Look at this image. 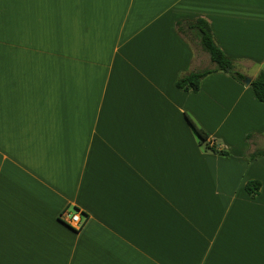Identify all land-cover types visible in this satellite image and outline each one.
Masks as SVG:
<instances>
[{
    "label": "crops",
    "instance_id": "0c3cea01",
    "mask_svg": "<svg viewBox=\"0 0 264 264\" xmlns=\"http://www.w3.org/2000/svg\"><path fill=\"white\" fill-rule=\"evenodd\" d=\"M197 19L264 70V0H0V264H264V105L222 72L176 88L211 64Z\"/></svg>",
    "mask_w": 264,
    "mask_h": 264
},
{
    "label": "trees",
    "instance_id": "16d2710c",
    "mask_svg": "<svg viewBox=\"0 0 264 264\" xmlns=\"http://www.w3.org/2000/svg\"><path fill=\"white\" fill-rule=\"evenodd\" d=\"M178 30L182 32L181 23L176 24ZM189 29H194L199 34L200 45L203 50L207 53L211 64L215 67L213 70H202L196 72H190L180 77L175 86L185 92L196 93L199 88L200 81L209 74L215 72L227 73L234 80L240 83L244 79V76L238 72L232 71L234 68L233 60L226 56L221 49L215 44L209 25L202 19H197L193 23L188 25ZM249 87L256 100L264 105V70L260 71L258 75L251 80ZM188 125L194 131L196 137L198 138L200 144L204 145V149L210 151L213 154H218L221 156H228L229 152L218 146L215 140H212L208 135L198 128L187 116H185ZM249 136H247L248 138ZM263 156L261 152H252L248 154L247 158L253 160L256 157ZM260 188V183L258 181L250 180L244 184L245 193L254 197Z\"/></svg>",
    "mask_w": 264,
    "mask_h": 264
},
{
    "label": "rangeland",
    "instance_id": "374dc122",
    "mask_svg": "<svg viewBox=\"0 0 264 264\" xmlns=\"http://www.w3.org/2000/svg\"><path fill=\"white\" fill-rule=\"evenodd\" d=\"M184 35L190 41V43L194 46L195 50L197 51L196 54L198 55V57H200V59H201L202 56H203V58H205L204 59V61H205L206 58L208 57V55H207V53L203 50V48L200 45V40H199V34H198V32L196 30H194V29H190L189 30V29H187L186 26H184ZM204 55H205V57H204ZM205 65H207V66H205L204 67L205 69H203V70H213L215 68L213 66V64L208 65L206 63ZM233 66H234V68L232 69V71L238 72V73L242 74L244 76V78H250L251 76L255 75V73L257 72V66L255 64H250L247 61L241 60V61L237 62L236 65H233ZM224 74L228 75L229 78L233 79L232 77H230L229 74H227V73H224ZM241 82L242 81H240V83ZM219 144L221 145L220 142H219ZM227 151L229 152L228 149H227ZM251 151L252 152H261V153H263V156H264V137H262L260 143H257V147L256 148H253Z\"/></svg>",
    "mask_w": 264,
    "mask_h": 264
},
{
    "label": "built area",
    "instance_id": "2783aa9c",
    "mask_svg": "<svg viewBox=\"0 0 264 264\" xmlns=\"http://www.w3.org/2000/svg\"><path fill=\"white\" fill-rule=\"evenodd\" d=\"M60 219L74 230H78L83 223L81 212L79 211H73L72 213L62 212Z\"/></svg>",
    "mask_w": 264,
    "mask_h": 264
},
{
    "label": "water",
    "instance_id": "95a60500",
    "mask_svg": "<svg viewBox=\"0 0 264 264\" xmlns=\"http://www.w3.org/2000/svg\"><path fill=\"white\" fill-rule=\"evenodd\" d=\"M250 83H251V79H250V78H244V79L242 80V84H243L245 87L249 86Z\"/></svg>",
    "mask_w": 264,
    "mask_h": 264
}]
</instances>
